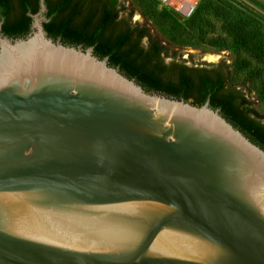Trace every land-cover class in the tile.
<instances>
[{
	"label": "water",
	"instance_id": "water-1",
	"mask_svg": "<svg viewBox=\"0 0 264 264\" xmlns=\"http://www.w3.org/2000/svg\"><path fill=\"white\" fill-rule=\"evenodd\" d=\"M47 11L26 38L0 21V264H264V149L49 36Z\"/></svg>",
	"mask_w": 264,
	"mask_h": 264
},
{
	"label": "trees",
	"instance_id": "trees-1",
	"mask_svg": "<svg viewBox=\"0 0 264 264\" xmlns=\"http://www.w3.org/2000/svg\"><path fill=\"white\" fill-rule=\"evenodd\" d=\"M110 1L113 6L122 5L120 0H46L50 21L45 23V29L49 36L60 38L64 44L92 46L95 55L101 59L108 57L111 66L134 79L147 92L176 99H192L191 102L198 105L209 98L213 108H219L229 122L264 149V116L249 107V100L232 82L224 62L212 70L191 67L184 62L166 63L163 54H167L168 49L154 40L146 28L140 29L137 35L133 30L117 26V13L114 15ZM155 2L158 1L139 0L147 8L154 7ZM210 6L209 0H201L187 19L188 25L198 27L202 14ZM29 8L25 7V11ZM38 8L35 7V12ZM10 10L11 7L0 0V21L5 18L4 32L14 37L21 36L28 30V16H11ZM159 16L172 30L167 34L168 39L182 45L193 44L177 40L185 27L171 9L161 10ZM228 32L232 36L231 45L248 50L262 65L264 72V39L255 37L240 22L230 23ZM146 35L150 39L148 46L141 43ZM209 39L207 43L221 45L220 48L227 45L224 38ZM262 89L264 92V82Z\"/></svg>",
	"mask_w": 264,
	"mask_h": 264
},
{
	"label": "rangeland",
	"instance_id": "rangeland-1",
	"mask_svg": "<svg viewBox=\"0 0 264 264\" xmlns=\"http://www.w3.org/2000/svg\"><path fill=\"white\" fill-rule=\"evenodd\" d=\"M120 1L122 6L125 4L128 8L133 20L138 19L135 23L139 27L146 28L154 40L161 42L168 49V53L163 54L166 63L209 65L224 62L228 66L232 82L238 85L249 100V107L264 116L262 65L248 50L232 46V36L228 32L230 23L240 22L255 37L264 39V0H209L212 6L205 9L202 22L196 28L187 23L191 15L181 16L179 20L184 23L185 28L177 40L193 43L191 45H182L168 39L167 34L172 30L159 16V12L168 8L173 10L171 7L155 2L154 7L147 8L143 7L139 0ZM218 37L224 38L228 47L226 45L220 48L221 45L207 43L209 38ZM147 43L145 39L144 44ZM214 55L218 58L211 59L210 56Z\"/></svg>",
	"mask_w": 264,
	"mask_h": 264
},
{
	"label": "flooded vegetation",
	"instance_id": "flooded-vegetation-1",
	"mask_svg": "<svg viewBox=\"0 0 264 264\" xmlns=\"http://www.w3.org/2000/svg\"><path fill=\"white\" fill-rule=\"evenodd\" d=\"M39 1L40 0H4V5L11 7V10H10L11 16L24 17L26 15V16H28V19L30 21L28 30L23 35L18 36V37H14V36L7 34L8 36L13 37V38H26L30 34V32L32 31V27H31V25H32V14H35V7H37V6L39 7ZM45 2H46V0H45ZM109 5L113 8L114 15H115V13H117L116 14L117 16L115 18L117 26H119L120 28H123V29L133 30V31H135V33L137 35H139V30L143 29V27H139L135 23V21H138V19L135 18V20H133L134 18L132 17L131 14L128 13V8L125 6V4L123 6L120 4H119V6H113V4L110 1ZM27 6L30 8L25 11V7H27ZM2 19L4 20L5 18H2ZM2 29L4 31V26H2ZM145 39L148 42L147 43V46H148L150 39H149V36H147V35L141 39V43L143 45H145L144 44ZM66 45H69V44H66ZM77 47H81L83 49L88 48V47L87 48L83 47V45H79ZM187 65H189L191 67H202V68H206L208 70H210V69L212 70L215 67L222 66V62H220L218 64H209V65H206V64H200V65L187 64Z\"/></svg>",
	"mask_w": 264,
	"mask_h": 264
},
{
	"label": "built area",
	"instance_id": "built-area-1",
	"mask_svg": "<svg viewBox=\"0 0 264 264\" xmlns=\"http://www.w3.org/2000/svg\"><path fill=\"white\" fill-rule=\"evenodd\" d=\"M161 5L171 7L183 16H190L199 0H157Z\"/></svg>",
	"mask_w": 264,
	"mask_h": 264
},
{
	"label": "bare ground",
	"instance_id": "bare-ground-1",
	"mask_svg": "<svg viewBox=\"0 0 264 264\" xmlns=\"http://www.w3.org/2000/svg\"><path fill=\"white\" fill-rule=\"evenodd\" d=\"M211 59H217L218 56L214 55V56H210Z\"/></svg>",
	"mask_w": 264,
	"mask_h": 264
}]
</instances>
